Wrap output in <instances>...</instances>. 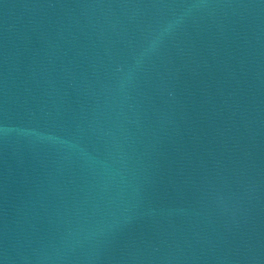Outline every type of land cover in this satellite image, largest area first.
I'll list each match as a JSON object with an SVG mask.
<instances>
[{
    "label": "water",
    "instance_id": "obj_1",
    "mask_svg": "<svg viewBox=\"0 0 264 264\" xmlns=\"http://www.w3.org/2000/svg\"><path fill=\"white\" fill-rule=\"evenodd\" d=\"M0 264H264V0H0Z\"/></svg>",
    "mask_w": 264,
    "mask_h": 264
}]
</instances>
